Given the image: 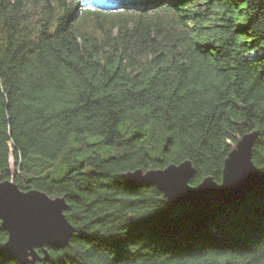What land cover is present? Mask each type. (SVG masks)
<instances>
[{"label": "trees", "instance_id": "obj_1", "mask_svg": "<svg viewBox=\"0 0 264 264\" xmlns=\"http://www.w3.org/2000/svg\"><path fill=\"white\" fill-rule=\"evenodd\" d=\"M77 5L0 0V181L64 197L76 229L37 264H264V187L195 208L123 179L190 161L220 183L250 133L264 174V0ZM7 240L0 220L20 264Z\"/></svg>", "mask_w": 264, "mask_h": 264}, {"label": "water", "instance_id": "obj_2", "mask_svg": "<svg viewBox=\"0 0 264 264\" xmlns=\"http://www.w3.org/2000/svg\"><path fill=\"white\" fill-rule=\"evenodd\" d=\"M256 139L257 133H251L238 141L224 162L221 183L209 177L191 185L195 170L190 161L146 173L137 170L123 178L131 184L156 186L172 206L232 204L264 187V174L253 161ZM67 209L64 198L22 191L13 180L0 181V220L8 233L4 250L20 264L48 261L49 248L67 247L76 231L65 215Z\"/></svg>", "mask_w": 264, "mask_h": 264}, {"label": "rangeland", "instance_id": "obj_3", "mask_svg": "<svg viewBox=\"0 0 264 264\" xmlns=\"http://www.w3.org/2000/svg\"><path fill=\"white\" fill-rule=\"evenodd\" d=\"M263 50V51H262ZM257 53H258V56L260 55L261 56V53H263L264 54V48L263 49H261L260 51H256ZM254 53L255 52H251L249 55L250 56H253L254 57ZM251 134V133H250ZM248 135V134H247ZM242 138H239L238 139V141H240ZM94 140H95V138H94ZM92 142H94L93 140H92ZM238 143V142H237ZM237 143H236V145H237ZM235 145V146H236ZM234 146V147H235ZM99 149H100V151L101 150H104V147H100V146H97ZM94 150H93V148H90L89 149V152L90 153H92ZM230 154V153H229ZM88 155V154H87ZM186 162V161H185ZM10 163H11V167H12V169H13V171L15 170V162H14V158H13V156H11V161H10ZM184 163V162H183ZM182 164V163H181ZM176 165H180V164H176ZM192 166H193V164H192ZM194 168V167H193ZM137 170H142L144 173H146V172H148V171H151V170H153V169H150V170H144V169H136V170H133V171H129V172H127V173H133V172H135V171H137ZM160 170V169H159ZM194 170H195V168H194ZM127 173H125V174H127ZM195 175V174H194ZM194 175L192 176V178L194 177ZM62 177V176H61ZM61 177H55L54 176V178H56V179H59V178H61ZM211 177V176H210ZM207 178H209V177H207ZM211 178H213V177H211ZM124 179V178H123ZM206 179V178H205ZM205 179H203V180H205ZM214 179V178H213ZM222 179H223V175H222ZM125 180V179H124ZM192 180V179H191ZM215 180V179H214ZM126 181V180H125ZM127 182V181H126ZM201 182H203V181H201ZM218 182V181H217ZM127 183H129V182H127ZM219 183V182H218ZM221 183V182H220ZM129 184H131V183H129ZM190 184H191V181H190ZM200 184V183H199ZM198 184V185H199ZM198 185H196V186H198ZM154 187H156V186H154ZM157 188V187H156ZM158 189V188H157ZM159 190V189H158ZM38 263V262H37Z\"/></svg>", "mask_w": 264, "mask_h": 264}, {"label": "bare ground", "instance_id": "obj_4", "mask_svg": "<svg viewBox=\"0 0 264 264\" xmlns=\"http://www.w3.org/2000/svg\"><path fill=\"white\" fill-rule=\"evenodd\" d=\"M264 54L263 53H261V56H263ZM255 56H258V53L255 51V53H254V57ZM6 181V180H5ZM14 181V180H13ZM15 182V181H14ZM31 191V190H30ZM42 192V191H41ZM45 193V192H44ZM55 198V197H54ZM60 198H64V197H60ZM65 199V198H64ZM66 201V200H65ZM66 215V214H65ZM72 239V238H71ZM71 241V240H70ZM38 251L39 252H41V250L40 249H38ZM42 253V252H41Z\"/></svg>", "mask_w": 264, "mask_h": 264}]
</instances>
